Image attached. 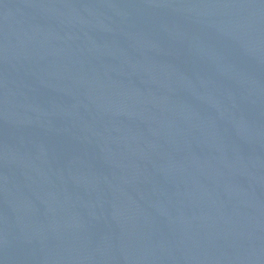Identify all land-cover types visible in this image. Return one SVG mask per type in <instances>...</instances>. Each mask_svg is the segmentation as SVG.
Returning a JSON list of instances; mask_svg holds the SVG:
<instances>
[{
    "label": "water",
    "instance_id": "obj_1",
    "mask_svg": "<svg viewBox=\"0 0 264 264\" xmlns=\"http://www.w3.org/2000/svg\"><path fill=\"white\" fill-rule=\"evenodd\" d=\"M0 264H264V0H0Z\"/></svg>",
    "mask_w": 264,
    "mask_h": 264
}]
</instances>
